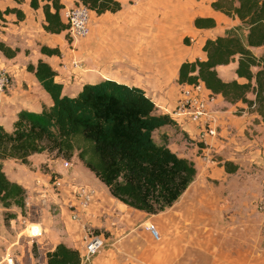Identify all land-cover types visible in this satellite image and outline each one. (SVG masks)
<instances>
[{
    "label": "crops",
    "instance_id": "0c3cea01",
    "mask_svg": "<svg viewBox=\"0 0 264 264\" xmlns=\"http://www.w3.org/2000/svg\"><path fill=\"white\" fill-rule=\"evenodd\" d=\"M117 1L120 8L115 12L96 14L90 10L84 37L66 38L65 31H44L42 10L31 8L28 0H0L1 11L16 7L23 13L20 20L14 13L0 17V41L17 49L12 58L0 52V72L9 77L0 90V120L9 109L15 113L20 108L37 111L42 103L50 104L48 94L25 69L27 62L40 58L55 71L54 79L66 95H74L82 83L102 79L141 88L157 112L169 114L176 122V127L165 125L160 131L167 134V145L176 155L193 162L195 175L169 207L146 213L111 196L75 152L68 160L44 152L31 154V182L22 171L19 174L24 175H14L24 164L4 160L3 165L11 163L13 175L8 179L22 187L27 186L25 180L31 185L26 204L30 210L35 207L36 216H22L20 222L38 223L44 230L35 242L40 264L56 243L76 249L81 257L91 235L102 239L103 245L87 264H264V125L243 103H227L219 94L211 95L201 82L194 100L202 105L203 118L211 120L215 134H202L201 126L178 107L180 91L187 86L176 82L180 63L203 59L204 41L235 25L237 19L214 10L213 0ZM59 2V17L65 22L64 10L76 2ZM195 17L211 18L214 25L196 27ZM40 44L57 47L59 55L41 54ZM252 51L258 53L260 48ZM72 60L78 66H73ZM222 66L215 67L217 74ZM218 76L223 80L235 77ZM64 160L68 166L63 165ZM224 160L237 164L236 171L226 172ZM41 165L45 172L40 173ZM83 173L90 181L82 178ZM51 175L63 182L57 192L50 187ZM75 185H87L93 193L89 204L78 208L73 221L69 209L77 202L72 194ZM29 247L25 244L24 252L29 253ZM31 261L30 257L27 264ZM80 264L84 263L80 260Z\"/></svg>",
    "mask_w": 264,
    "mask_h": 264
},
{
    "label": "trees",
    "instance_id": "16d2710c",
    "mask_svg": "<svg viewBox=\"0 0 264 264\" xmlns=\"http://www.w3.org/2000/svg\"><path fill=\"white\" fill-rule=\"evenodd\" d=\"M75 2L96 14L120 8L117 0ZM28 5L42 10L44 31H65V37L68 36L67 24L59 17L62 8L59 0H28ZM211 7L235 17L237 23L204 41L203 59L182 61L176 82H201L211 95L219 94L230 104L243 103L264 125V0H213ZM8 13H14L17 20L23 18L16 7L0 10V17ZM193 24L207 28L214 21L195 17ZM252 48L260 51L254 53ZM38 50L47 56L59 55L57 47L40 44ZM0 52L12 58L17 49L0 41ZM231 62L235 77L221 79L215 67ZM25 69L35 77L51 102L42 103L37 111L18 109L9 130L0 124V206L4 209V221L16 216L9 210L11 206L24 216L26 204L24 188L8 179L2 169L6 159L27 164L31 154L53 152L68 160L75 152L76 158L105 185L111 196L146 213L169 207L192 181L193 162L176 155L167 145V134L160 131L165 125L176 127V122L169 114L157 112L141 88L102 79L82 83L74 95H66L61 83L54 79L55 71L44 60L27 62ZM222 165L228 173L238 168L228 160L222 161ZM80 260L76 249L56 243L45 253L43 264H80Z\"/></svg>",
    "mask_w": 264,
    "mask_h": 264
},
{
    "label": "built area",
    "instance_id": "2783aa9c",
    "mask_svg": "<svg viewBox=\"0 0 264 264\" xmlns=\"http://www.w3.org/2000/svg\"><path fill=\"white\" fill-rule=\"evenodd\" d=\"M140 0H129V2H138ZM89 13L90 9L80 3L74 4L64 10V20L67 24L68 35L72 38L84 37L89 30ZM73 66H78V62L75 60L71 61ZM9 83V77L7 74L0 72V90H2ZM200 82L196 84H187L183 89H181V97L178 99V107L180 110H185V114L188 116L191 122H195L201 126L202 134L214 135L215 129L212 127V122L209 119L203 118L206 113L202 108L201 104H196L194 97L200 93ZM190 108V109H188ZM64 166H68L67 160L63 161ZM50 187L54 191H58L62 187V180L59 176L51 175L49 177ZM72 189V194L77 200L75 204L70 205L69 217L71 220L77 219L78 208H85L90 200L93 190L87 185H75ZM23 231L29 237H41L43 229L38 223H30L29 225L23 224ZM153 236L156 238V232L150 229ZM103 245L102 239L97 236H89L84 244L83 254L80 259L84 264H87L91 257L101 248ZM6 264H13V260L10 256L5 257Z\"/></svg>",
    "mask_w": 264,
    "mask_h": 264
},
{
    "label": "rangeland",
    "instance_id": "374dc122",
    "mask_svg": "<svg viewBox=\"0 0 264 264\" xmlns=\"http://www.w3.org/2000/svg\"><path fill=\"white\" fill-rule=\"evenodd\" d=\"M233 65H234L233 63H229V64H227L225 66H222L221 68L218 69V74L221 77L222 76L223 77L224 76L233 77V72H232ZM234 111H235V113L237 112L236 109ZM14 113H15L14 110L9 109V110H7V113L5 114L4 118H1V120H0L1 124L3 125V127L5 129H7V130H9V128H10V122L9 121L13 118ZM9 114H13V115L10 116ZM44 153L47 154V156H49V157L56 156L55 153H53V152H50V153L49 152H44ZM13 162H16V161H13ZM10 164L11 163L8 162L5 165H3V167H2L3 171L6 173V176L8 178H10V175H13L11 173L12 170H10V166H11ZM20 164H22V163H20ZM33 170H34V168L31 167V161L29 160V162L27 164H24L23 166H20V168H19V170L17 172L14 171V175H16L17 173H18L19 176L27 174V176H29L28 181L31 182V177L33 176L32 175V171ZM21 171L24 174H22V173L19 174V172H21ZM39 171H40V173L42 171L45 172L46 168L43 165H41L39 167ZM241 173H244V170H242ZM23 177H25V176H23ZM23 177H20V178H23ZM82 178L85 181H90V177L86 173L82 174ZM28 181L25 180L27 186L23 187L24 190H25V193H26V202H28V198H30L27 195L28 194L27 192H29L28 188H29V186H31V185H29L27 183ZM33 190H35V189H33ZM32 194H34V193H32ZM73 204H75V202H73ZM29 208L30 207L27 204H25L24 217L28 216V217H31L32 219H34V217L36 216V209H34L35 208L34 206L31 207V208H33L31 210ZM9 210L14 212L16 215L18 214V209L16 207H14V206H11L9 208ZM3 211H4V209L0 206V264H6L5 263V257L6 256H10L12 258L13 264H27L30 257H31V260H32L31 264H40V256H39V254L36 251V243L35 242L37 241L36 239L41 238L43 236L44 230H43V233H42L41 237H29V236L26 235V232L23 231V226L24 225L22 224V222H20L21 219H22V216L17 218V220L14 221V222H11V219L8 220V221H4L3 220ZM49 211H50L51 215H54L56 213V211H53L52 207L49 208ZM69 214H70V209H69ZM69 219H70V217H69ZM25 224L29 225L30 222L27 221ZM261 235H262L261 242H263L264 241V227H263ZM25 244L30 245L29 253L24 252ZM32 248L34 249V254H32ZM27 254H28V256H27Z\"/></svg>",
    "mask_w": 264,
    "mask_h": 264
}]
</instances>
